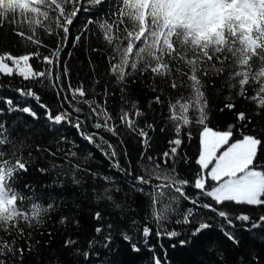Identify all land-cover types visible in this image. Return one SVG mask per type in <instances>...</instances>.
Here are the masks:
<instances>
[{
	"label": "trees",
	"instance_id": "16d2710c",
	"mask_svg": "<svg viewBox=\"0 0 264 264\" xmlns=\"http://www.w3.org/2000/svg\"><path fill=\"white\" fill-rule=\"evenodd\" d=\"M118 7L119 0H103L99 5L83 0L81 11L69 25L59 63L52 67V79L57 74L60 77L57 88H53L47 79L41 83L40 80L25 81L16 75L0 76V123L9 130L10 139L25 145L23 158L29 159V155L31 158L28 171L20 174L15 187L26 197L25 206L32 201L43 205L53 204L41 223L34 222L31 227L20 223L24 235L14 234L11 238L16 240L17 247L25 249L23 257L17 254L7 259L11 264H153L155 256L160 258L161 264H256V260L264 264V226L249 232L245 228L250 224L234 220L235 229H232L223 218L197 208L174 191L168 193L169 197L177 198L171 203L174 211L168 213L165 221L158 223L155 220L152 212L153 188L151 184L137 183L136 177L144 175L147 179L146 170L159 164L161 169L171 172L174 168L179 178L193 181L199 171L195 161L201 149L200 132L203 125L195 123L198 113L190 111L193 123L182 127L177 136L176 125L169 119V103L191 95L186 77L181 78L176 74L173 77H154L150 72L141 73L138 69L121 84L110 74L109 58L113 55V46L104 40L99 23L104 20L111 23V14ZM16 30L26 29L18 27ZM37 35L47 47L37 48L31 42L13 35L11 25L6 23L0 28V53L20 55L39 51L40 58H33L30 63L36 70H47L49 66L43 63L42 58L51 55V50L57 47L63 33L57 37L38 30ZM77 36H80L79 41L75 39ZM224 67L222 74L217 75L209 70L208 76L202 77L207 98V126L223 131L235 125L233 140L241 139L243 135H256L264 141V110H258L254 103L237 95L238 85L232 88L230 85L236 82L228 79L229 63L226 62ZM173 78L178 83L183 79L184 86L173 90L170 86ZM69 84L73 89L82 85L87 93L84 99L95 100L107 108L116 126L115 134L93 127L96 117L89 119L91 113L88 105L78 102L79 98L72 99ZM20 88L25 92L31 89L39 99L22 95L17 91ZM65 95L74 107L82 110L73 113V117L79 116L84 121L79 130L73 126L75 120L72 124L49 121L46 109L41 106L47 105L53 115L58 110L72 111L69 104L64 102ZM157 95L161 103L154 102ZM8 99L13 101L12 108L30 107L37 118L21 111H10L5 103ZM229 101L236 105L235 109L225 107ZM132 102H137L144 113L136 124L148 132L147 147L138 132L130 130L119 120L120 110H130ZM240 111H245L251 117L250 122L237 120ZM100 122L103 123L102 120ZM149 124L153 126L151 129L147 127ZM81 132L103 136L115 149L116 157L110 159L105 156L84 139ZM177 138L182 141L179 146L170 143ZM96 143L108 151L107 145L101 144L98 138ZM172 147H177V154L165 165L161 157ZM3 150L9 151L10 146ZM73 152L75 156L71 155ZM148 157H153V160L149 161ZM258 160L264 164V151ZM116 163H119V168L114 167ZM53 164L58 167L53 168ZM76 165H79V169ZM40 169L48 171L41 172ZM105 176L110 179L105 181ZM74 179L79 182H74ZM155 183L158 181L153 179L152 184ZM25 184L30 185L31 190L25 188ZM106 189L111 200L105 196ZM184 192L192 198L199 194L198 203H212L191 184L184 188ZM164 203H169V200L165 199ZM159 207L157 205V209ZM226 207L233 215L246 213L254 219L264 215V207L235 204ZM189 208L199 215L190 217L191 223H183ZM96 213H100L101 220L95 219ZM65 217L66 222L61 223V218ZM200 221H207L212 227L193 236V230ZM109 224L112 225L111 229L107 227ZM145 226L152 229L147 245L142 235ZM97 227L104 230L97 233ZM222 228L231 231L240 240L239 245L228 240ZM171 231L178 235H166ZM122 233L131 236L132 241L124 240ZM0 235L3 233L0 232ZM108 236L111 237L110 242L106 239ZM69 238L77 243L65 247L64 242ZM181 241L185 243L181 244ZM132 244L140 251H133ZM84 251L90 253L87 260L82 255Z\"/></svg>",
	"mask_w": 264,
	"mask_h": 264
},
{
	"label": "snow or ice",
	"instance_id": "6c2138e0",
	"mask_svg": "<svg viewBox=\"0 0 264 264\" xmlns=\"http://www.w3.org/2000/svg\"><path fill=\"white\" fill-rule=\"evenodd\" d=\"M102 2L103 0H90L91 4L96 5ZM82 7L83 0H0V28L6 23L11 25L13 35L31 42L37 48L47 47L37 35L38 30L57 37L63 33L57 47L51 50V55L42 58L43 63L49 66L47 70H36L30 63L33 58H40L39 51L20 55L3 52L0 53V76L16 75L25 81L40 80L41 83L43 79H47L53 88H57L60 77L57 74L55 79H52V67L59 63L62 45L68 37L69 25L73 23ZM111 16V23L108 20L99 23L104 40L113 46V55L109 58L110 74L121 84L138 69L141 73L150 72L154 77H173V74L181 78L186 77L191 95L169 103V119L176 125L177 136L182 127L193 123L189 116L190 111L198 113L195 123L203 125L200 132L201 149L195 161L199 171L193 181L179 178L174 168L169 172L161 169L159 164L146 170L147 179L144 175L136 177L137 183L151 184L153 188L152 212L155 220L158 223L165 221L168 219V213L174 211L171 203L177 198L168 196L170 191H174L197 208L206 209L223 218L232 229H235L234 220L250 224V227L245 228V231L249 232L264 226V215H260L258 219L246 213L233 215L226 207L228 204L264 207V164L258 160V156L264 151V141L256 135H243L241 139L233 140L235 125H230L223 131L208 127L205 111L207 98L202 80V77L208 76L209 70L217 75L222 74L225 71L224 65L228 62V79L236 82L230 86L236 88L238 85L239 97L254 103L258 110H264V0H119L118 10ZM18 27L26 30H16ZM75 39L79 41L80 36ZM170 86L173 90L183 87L184 80L181 79L178 83L177 79L173 78ZM60 87L62 90V86ZM17 91L39 99L31 89L25 92L20 88ZM69 91L73 100L79 98L78 102L88 105L91 113L89 119L91 116L96 117L93 124L95 129L104 128L113 134L116 133L112 115L95 100L84 99L87 93L82 85L73 89L69 84ZM57 95H60V91ZM64 102L69 104L72 111L58 110L53 115L47 105L41 106L46 109L49 121L54 124H72L75 120L73 126L79 130L84 121L80 120L79 116L73 117V113H80L82 110L74 107L67 95ZM154 102L161 103L158 95ZM5 103L10 111H21L37 118L36 112L30 107L12 108L11 99ZM225 107L233 110L236 105L229 101ZM256 114L259 115L260 112L257 111ZM143 115L138 103L132 102L130 110H120L119 120L130 130L138 132L147 147L148 132L136 124L137 119ZM237 120L250 122L251 117L245 111H240L237 113ZM147 127L151 129L153 126L149 124ZM80 134L105 156L110 159L116 157L115 149L103 136H98L97 133ZM97 138L101 144L107 145L108 151L96 143ZM170 143L179 146L182 141L177 138ZM6 146H10L7 152L3 150ZM24 147L22 143L10 139L9 130L0 123V232L3 233L0 235V264H11L7 259L9 256L15 257L19 254L23 257L25 249L17 247L16 240L11 238L14 234L24 235L20 223L23 222L29 227L34 222L39 224L42 217L53 208L52 203L43 205L35 201L25 206L26 197L15 187L20 174L26 173L31 165L30 155L29 159L23 158ZM176 154L177 147H172L170 152L163 153L161 159L166 165ZM71 155L75 156L76 153ZM148 159L152 161L153 157ZM52 167L56 168L58 165L53 164ZM75 167L79 169V165ZM114 167L119 168V163ZM103 179L108 181L110 178L105 176ZM153 179L158 183L152 184ZM74 182L79 181L74 179ZM190 184L203 196L210 198L212 203H198L199 194L196 198L187 196L184 188ZM25 188L31 190L30 185L25 184ZM105 196L109 200L112 199L107 189ZM165 199H168L169 203H164ZM157 205H160L159 209ZM198 215V212L189 208L182 222L191 223L190 217ZM95 219L101 220L100 213H96ZM66 220V217L61 218V223ZM107 227L111 229L112 225ZM211 227L207 221L197 222L192 235L197 236ZM103 230L102 227L95 229L97 233ZM222 231L228 240L239 245L240 240L231 231L223 228ZM151 232V228H143L145 245ZM122 235L124 240L132 241V237L127 233ZM166 235L175 237L178 233L171 231ZM106 239L111 241L110 236ZM76 243L77 241L71 238L64 242L65 247H72ZM183 243L185 241H181V244ZM132 249L140 251L135 244H132ZM82 255L87 260L90 253L84 251ZM153 264H161L160 258L154 256ZM256 264H259L258 260Z\"/></svg>",
	"mask_w": 264,
	"mask_h": 264
}]
</instances>
